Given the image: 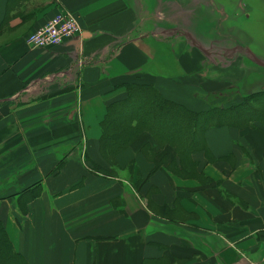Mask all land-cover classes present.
Returning <instances> with one entry per match:
<instances>
[{"label": "crops", "instance_id": "0c3cea01", "mask_svg": "<svg viewBox=\"0 0 264 264\" xmlns=\"http://www.w3.org/2000/svg\"><path fill=\"white\" fill-rule=\"evenodd\" d=\"M171 5L0 0V223L28 264H264V116L192 146L139 124L137 88L229 117L253 85L230 77L236 51L224 63L172 25ZM60 11L82 33L29 48ZM105 131L129 134L114 155Z\"/></svg>", "mask_w": 264, "mask_h": 264}, {"label": "rangeland", "instance_id": "374dc122", "mask_svg": "<svg viewBox=\"0 0 264 264\" xmlns=\"http://www.w3.org/2000/svg\"><path fill=\"white\" fill-rule=\"evenodd\" d=\"M174 1L176 0H170V3L174 4L171 5L170 12L178 7L177 14L182 17L179 24L174 20L171 22L172 25L179 26L180 29L182 28L180 31L195 37L192 41L200 44L202 48L214 52L213 55H218L216 54L218 52L222 53L219 59L224 63L228 64L227 60L232 61L229 54L233 56L236 51L241 58L237 56V60L232 62L236 68L230 77H233L235 82H239L244 78L245 84L248 82L253 84L249 87L244 86L243 99L234 105L232 114L229 117L226 116L225 118L224 115L221 123L228 122L229 124L242 125L261 119L264 116V60L260 59L258 62L251 52L264 57V0H177L176 3ZM214 15H221L225 19L224 25L226 24L235 30L230 32L219 27V24L213 20ZM181 20H183V24ZM240 31L244 36L238 35ZM242 44L247 45L251 52L247 47H242ZM238 64L243 68L239 70L240 66L237 68ZM148 108L149 106L145 110ZM218 113L214 115L215 120L219 116ZM141 114H144V112L141 111ZM147 118L150 117L147 115ZM195 125L198 126L195 127ZM195 125L193 128L191 126L192 129L188 130L186 128V130L183 125L175 124L169 133L173 137L181 138V143L187 145L191 143L192 146L193 143L190 142L191 135L189 134L193 135L196 128L198 133L202 132L205 127V125L200 126L197 122ZM160 132L161 130H159ZM128 135L126 133H116L108 136L114 140L111 141L115 145H117V142L118 147H120L125 143L124 141L128 138Z\"/></svg>", "mask_w": 264, "mask_h": 264}, {"label": "trees", "instance_id": "16d2710c", "mask_svg": "<svg viewBox=\"0 0 264 264\" xmlns=\"http://www.w3.org/2000/svg\"><path fill=\"white\" fill-rule=\"evenodd\" d=\"M137 89H140V90H134L136 94L135 98L137 102L133 104H136L137 114L143 116L142 120L140 118L139 124L147 125L149 127L150 126L153 127L157 126V128L162 127L164 131H167L164 132L162 135V137H164V139L166 140L172 142H178V143L182 142L181 138L173 137L169 133L174 128L175 124L176 125L181 124L183 125L184 129L187 128L189 130L191 126L193 128V126L197 122V124H199L202 127L203 125H205L204 127L205 130L210 125H218L221 124V121H223L225 112H222L218 109H212L207 112L195 113L185 109L180 105L163 100L155 90L149 87L137 88ZM141 90L143 92H141ZM144 106L145 108L149 106V108L145 110ZM217 110L220 113H218L219 116H217L216 117L217 120H215L214 115ZM141 111H143L144 114H141ZM147 115L150 118H147ZM112 122L113 124H115L116 119L113 118V120L110 121V124H112ZM197 126L198 125H195V127ZM195 130L196 131L193 132V135L191 133L189 134L191 135V138L189 137L191 139L190 142L193 143L194 141V143H200L198 139L200 132L199 133L197 132V128ZM111 140L113 139L110 138V136H108L105 131L103 136V152L108 151L109 154L114 155L117 152H119L120 147L124 146V144L118 147V143L116 142L117 145H115V143L113 142L114 140L113 141ZM192 148L193 147H190L188 149H192ZM188 149H186L185 152ZM0 264H28L25 261V259L14 250L13 244L1 223H0Z\"/></svg>", "mask_w": 264, "mask_h": 264}, {"label": "built area", "instance_id": "2783aa9c", "mask_svg": "<svg viewBox=\"0 0 264 264\" xmlns=\"http://www.w3.org/2000/svg\"><path fill=\"white\" fill-rule=\"evenodd\" d=\"M81 33L77 18L69 12L60 11L45 25L32 32L26 38V43L32 49L55 47Z\"/></svg>", "mask_w": 264, "mask_h": 264}, {"label": "flooded vegetation", "instance_id": "af4514ba", "mask_svg": "<svg viewBox=\"0 0 264 264\" xmlns=\"http://www.w3.org/2000/svg\"><path fill=\"white\" fill-rule=\"evenodd\" d=\"M257 60V59H256ZM260 59H258L257 61L259 62Z\"/></svg>", "mask_w": 264, "mask_h": 264}]
</instances>
